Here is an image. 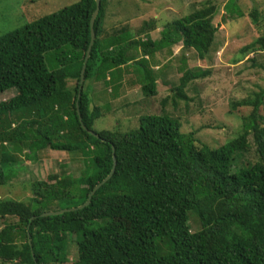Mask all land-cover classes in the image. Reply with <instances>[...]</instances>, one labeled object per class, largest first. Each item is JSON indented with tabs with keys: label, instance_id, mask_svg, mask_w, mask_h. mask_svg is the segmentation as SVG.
I'll return each instance as SVG.
<instances>
[{
	"label": "trees",
	"instance_id": "obj_1",
	"mask_svg": "<svg viewBox=\"0 0 264 264\" xmlns=\"http://www.w3.org/2000/svg\"><path fill=\"white\" fill-rule=\"evenodd\" d=\"M109 6V0H100L81 91L95 0L28 19L0 37V94L16 92L0 103V187L23 170L22 156L36 162L48 149L81 156L85 167L78 177L51 175L33 182L24 201L0 200V264H264V116L259 113L264 88L254 100L233 104L234 110L253 111L243 119L240 136L219 148L184 134L182 123L167 113L142 116L139 127L129 131L96 129L112 104L110 99L98 106L91 81L112 87L115 99L124 75H130L124 68H134L144 95L156 96L152 66L160 65L163 50L172 55L182 43L175 69L185 75L189 53L205 60L211 52L218 5L208 3L167 23L157 39L150 32L160 20L145 22L136 32L139 40L129 21L121 26L117 18L113 32L106 33ZM225 10L224 23L243 16L237 0H229ZM251 17L258 22L256 11ZM263 51L262 32L242 54ZM164 70L159 75L166 76ZM207 73L182 78L174 104L189 100L188 84ZM93 192L87 207L43 217L82 207ZM71 245L77 252L72 261Z\"/></svg>",
	"mask_w": 264,
	"mask_h": 264
},
{
	"label": "rangeland",
	"instance_id": "obj_2",
	"mask_svg": "<svg viewBox=\"0 0 264 264\" xmlns=\"http://www.w3.org/2000/svg\"><path fill=\"white\" fill-rule=\"evenodd\" d=\"M78 1L42 0L33 4L31 0H0V37L23 27L28 19L34 21L51 15ZM228 1L109 0L111 4L109 18L105 21V28L109 31L106 33L113 32L112 29L115 28L113 21L117 18L121 26L129 21L131 31L135 33L134 39L139 40L141 36L136 33L137 30L145 22L157 19L160 20V24L156 25L155 31L150 32L153 38L157 39L167 23L181 19L208 3L218 5V13L214 21L217 26L219 25V29L211 52L205 60L196 59L195 53L186 56V58L190 57L187 75L175 69L179 65V58L184 54L182 43L172 48V55H169L167 50H163L164 58L160 56L161 60L157 59L160 65L152 66L158 77L156 96L148 98L144 95L141 79L134 72V68H124L130 75H124L120 96L115 99L112 87L106 89L102 82L91 81L95 99H101V103L96 101L98 106L103 104L104 107L110 99L112 104L107 117L98 121L96 129L102 127L101 129L111 130L118 127L123 131H129L139 127L142 116L167 113L182 123L184 134L194 133L197 142L200 141L211 148H219L237 139L243 132V119L252 113L253 107L234 110L233 104L247 99L254 100L255 94L264 88V51L258 53L259 55L242 54L243 49L258 40L262 32L264 33V0H237L243 16L235 15L233 19L224 23L222 18L227 15L225 8ZM253 11L257 12L258 22L251 17ZM150 29L147 25V30ZM49 66L53 67L54 64L49 62ZM162 68L166 69L164 70L167 72L166 76L159 75ZM196 72L208 73L206 77L193 79L188 84L185 93L189 100L178 99V104L175 105L173 97L180 80L183 78V81H186ZM14 96H16L15 90L0 94V103ZM165 100L167 101L163 103ZM259 113L264 116V104ZM254 153L251 152L252 160L255 159ZM19 161L24 168L13 182L0 187V200L24 201L31 196L29 188L33 182L46 180L51 175L66 177L72 174L78 177L85 168L81 156L49 149L40 154L36 162L29 161L25 156ZM195 229L196 226L193 225L192 230ZM70 252L69 259L75 260L77 252L74 245H71Z\"/></svg>",
	"mask_w": 264,
	"mask_h": 264
},
{
	"label": "water",
	"instance_id": "obj_3",
	"mask_svg": "<svg viewBox=\"0 0 264 264\" xmlns=\"http://www.w3.org/2000/svg\"><path fill=\"white\" fill-rule=\"evenodd\" d=\"M95 1L97 3V10L95 11V13H94V15H93V17L91 19V32H92L91 33V36H92V38H91V43H90V46H89V49H88V52H87V56H86V59H85L83 68H82L80 91L83 89V85H84V82H85V73H86V69H87V63H88V60L90 58L91 50H92V47H93L94 42H95V39H96V34H95L94 26H95V20H96V17L98 15L99 8H100V0H95ZM79 115H80V113H79ZM80 120H82L81 116H80ZM91 134L95 135L92 132H91ZM114 172H115V169H113L112 174L107 179H105L102 184H100L99 186L96 187L95 191L98 190L107 181H109L111 179V177L113 176ZM94 193L95 192H93L90 195L89 201L84 206H82V207H80L78 209L77 208H74V209H71V210H63V211H59V212H49V213L43 214V217L53 216V215H60V214H63L65 212H68V211H76V210H79V209H83L84 207H87L88 205H90L91 199H92Z\"/></svg>",
	"mask_w": 264,
	"mask_h": 264
},
{
	"label": "crops",
	"instance_id": "obj_4",
	"mask_svg": "<svg viewBox=\"0 0 264 264\" xmlns=\"http://www.w3.org/2000/svg\"><path fill=\"white\" fill-rule=\"evenodd\" d=\"M98 93H101V92H98Z\"/></svg>",
	"mask_w": 264,
	"mask_h": 264
},
{
	"label": "clouds",
	"instance_id": "obj_5",
	"mask_svg": "<svg viewBox=\"0 0 264 264\" xmlns=\"http://www.w3.org/2000/svg\"><path fill=\"white\" fill-rule=\"evenodd\" d=\"M157 69V68H156Z\"/></svg>",
	"mask_w": 264,
	"mask_h": 264
}]
</instances>
